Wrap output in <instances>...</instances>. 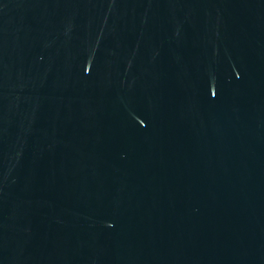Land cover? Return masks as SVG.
Masks as SVG:
<instances>
[{
	"label": "water",
	"instance_id": "1",
	"mask_svg": "<svg viewBox=\"0 0 264 264\" xmlns=\"http://www.w3.org/2000/svg\"><path fill=\"white\" fill-rule=\"evenodd\" d=\"M0 264H264V0H0Z\"/></svg>",
	"mask_w": 264,
	"mask_h": 264
}]
</instances>
